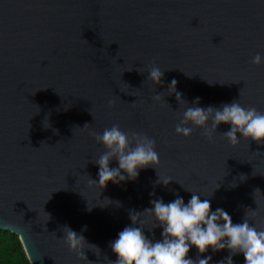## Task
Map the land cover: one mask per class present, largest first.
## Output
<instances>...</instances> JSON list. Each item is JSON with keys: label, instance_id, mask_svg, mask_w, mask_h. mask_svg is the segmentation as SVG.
I'll return each mask as SVG.
<instances>
[{"label": "water", "instance_id": "water-1", "mask_svg": "<svg viewBox=\"0 0 264 264\" xmlns=\"http://www.w3.org/2000/svg\"><path fill=\"white\" fill-rule=\"evenodd\" d=\"M256 54L264 58V0H0V231L25 230L17 239L29 264H109L131 211L158 198L187 203L191 192L234 223L255 211L249 223L264 230V144L238 135L231 145L228 125L211 142L201 129L175 132L197 97L204 108L235 100L264 112ZM153 65L159 85L148 80ZM173 79L183 105L169 94ZM114 124L153 138L160 163L101 189L90 180L98 183L93 162L105 151L93 133ZM141 219L160 240L154 219ZM65 225L95 246L87 261L63 244ZM228 255L206 253L210 264Z\"/></svg>", "mask_w": 264, "mask_h": 264}, {"label": "clouds", "instance_id": "clouds-1", "mask_svg": "<svg viewBox=\"0 0 264 264\" xmlns=\"http://www.w3.org/2000/svg\"><path fill=\"white\" fill-rule=\"evenodd\" d=\"M262 62L264 58L260 54H256L252 60L257 66ZM148 72V80L159 85L163 77L161 69L153 65ZM177 83L173 79L168 91L183 105L186 102L182 98L183 94L176 90ZM154 100L160 102L161 96H154ZM108 106L113 107L114 102L109 101ZM220 125L230 126L228 131L221 134L233 146L240 143L238 135L244 141L264 144V112L255 107H245L235 100L219 108H204L200 106V99L197 97L192 106L184 107L182 119L176 125L175 132L178 136L188 138L193 128L201 129L206 139L211 142ZM93 136L105 149L93 162L98 166V183L90 179L92 184L101 189H105L109 182L119 184L126 180H135L142 169H158L160 161L156 141L148 135L128 133L118 124H114L105 128L102 134L93 133ZM113 160L118 167L110 168ZM241 177L246 179L244 175ZM171 181L159 177L158 183L167 186ZM191 193L187 203L179 196L168 203L158 198L151 200V207L143 212L131 211L130 226H126L110 242L109 247L117 259L114 262L109 261V264H210L212 258L206 256L209 249L213 253L225 250L229 253L217 264H233V257L236 255H243L245 264H264V230H258L249 223L250 217L255 216V211H247L242 222L234 223L224 209L217 208L212 211L209 199L202 200L196 193ZM258 193L260 191L256 189L255 196ZM142 215L154 219L155 228L162 229L160 240L149 239L145 235ZM24 231H17L21 244L25 241ZM63 233V244L77 258L87 261L85 248L94 245L88 243L82 233H77L67 225L63 226ZM193 247L198 252L195 259L188 255Z\"/></svg>", "mask_w": 264, "mask_h": 264}, {"label": "trees", "instance_id": "trees-1", "mask_svg": "<svg viewBox=\"0 0 264 264\" xmlns=\"http://www.w3.org/2000/svg\"><path fill=\"white\" fill-rule=\"evenodd\" d=\"M0 264H29L17 237L0 231Z\"/></svg>", "mask_w": 264, "mask_h": 264}]
</instances>
